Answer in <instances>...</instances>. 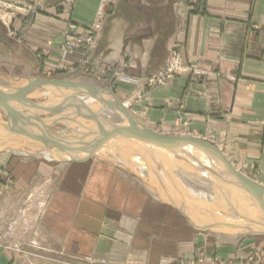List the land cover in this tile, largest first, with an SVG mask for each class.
I'll return each instance as SVG.
<instances>
[{
	"label": "crops",
	"instance_id": "0c3cea01",
	"mask_svg": "<svg viewBox=\"0 0 264 264\" xmlns=\"http://www.w3.org/2000/svg\"><path fill=\"white\" fill-rule=\"evenodd\" d=\"M25 1L43 6L22 46L43 57L46 73L117 67L123 76L114 94L141 124L210 142L264 184V0H115L93 52L68 56L61 47L69 24L82 35L101 0H77L70 9L66 0ZM12 23L22 30V20ZM175 50L186 72L147 86ZM82 159L67 164L51 193L41 189L35 202L29 183L0 186V264L264 261V234L225 242L119 166Z\"/></svg>",
	"mask_w": 264,
	"mask_h": 264
},
{
	"label": "rangeland",
	"instance_id": "374dc122",
	"mask_svg": "<svg viewBox=\"0 0 264 264\" xmlns=\"http://www.w3.org/2000/svg\"><path fill=\"white\" fill-rule=\"evenodd\" d=\"M76 1L77 0H66L65 5L68 9H70ZM114 2L115 0H101L100 6L98 8V13L95 17L94 23L88 29L84 30L82 35L77 34V28L74 24H71V23L69 24V32L66 34L64 43L61 47V51L64 55L68 56V55H72L73 53H77V52H82L85 54L93 52V50L96 48L99 34L103 30V26H104V22L106 18L112 15L115 11ZM107 7L109 9H107ZM42 9H43V6H41V4L37 2H30V1H25V0H0V89L3 90L5 88L3 91L5 90L10 91L19 86H23L27 83L34 82L37 79H42L47 82H62V83L70 82V83H77V84L85 85V86H91L95 88L97 87L101 89H108L114 93L113 89L116 85H118L117 79L123 76V73H121V70L118 69L117 67H109L103 72L100 69H90L89 67L85 65L82 75L80 76L77 74L78 71L72 67H65L61 69L60 72L46 73L43 68V57L39 54L31 55L29 52H27L24 49L22 45H23V37H24L25 29H27V27L31 24V20L34 17H36L41 12ZM16 19H20L23 21V28L21 31H18V32L14 30L13 23H12ZM181 64H182V59H181V55L179 54V51L175 50V51L170 52L168 55L166 65L162 68V70L158 72L157 74H155L154 76L146 79L147 86L152 87L155 85L156 86L166 85L169 80L173 79L179 74L185 73L186 70ZM96 76L97 78L94 79L93 77H96ZM46 89L48 90V92H46L47 91ZM53 90L54 91L51 92L49 91L48 88L39 86L33 92L26 94L25 99L30 102L37 103L44 107H52L54 106L55 102L60 99L61 96L70 97L71 95L73 96L74 94L73 90L71 91L70 88H68V90L64 89V91H61V93H59V89H53ZM44 91L46 92V94L44 93ZM74 96L76 95L74 94ZM80 96L85 97L88 95H80ZM102 97L103 96H100V98ZM82 109L95 110V113L97 116H99L100 118H102L103 120L111 124L122 125V126L127 124L128 126L126 119L121 115L119 111H117V109L114 110V108H109V107L101 108V106L99 105L97 107L96 105L95 107L94 106L90 107L89 105H86V104H83ZM126 109L129 112L131 111L127 107ZM22 111H23V115L25 114L24 116L22 115L21 120H20L21 122L24 121L23 128L27 132L32 133V134H38L39 136H42L40 135L41 133L39 131H42V132L47 131V133L49 134V137L44 135L45 137L44 139L52 140L58 144H65L67 142H71V143L75 142L74 144H75V147L77 148H81V146L82 147L85 146L84 148H86L93 143V140L97 139V136H98L97 133L99 132V127L97 129L96 124L93 123V121L90 122L91 121L90 120L89 122L91 124L90 125L88 124L90 126V128H88L89 131L87 130V128H83L82 125L80 124L85 123V121L82 120L80 117L79 118L81 120H79L78 117H75L74 112H72V115H70L71 113H69L68 107L67 108L61 107L60 109H57V111H54L50 114L39 113L38 116L43 121V123L46 125L45 127H42L35 120L34 118V116H36L35 111L29 108H25V107ZM64 112H65V115H64ZM130 113L132 114L133 117L135 116L132 112ZM55 116H58V117L56 118ZM63 117H66V119H69V121L62 122V120L60 119L61 118L63 119ZM134 118L137 121L139 120L136 116ZM10 127L13 129L9 120L7 119L6 113L0 108V141H1L0 142L1 143L0 144L1 145L0 147V186L3 184H9V183H19V182L29 183L30 190H31L30 192L31 198L33 202H35L40 199L41 189L47 187L46 188L47 192L51 193L54 185L56 184V182H58L64 167H66L67 164L72 163V162L61 161V160L59 161L55 159L54 157H51L48 160V158L44 156L34 157V156H27V155H21V154L15 153L13 151L14 149L13 147H15V149L17 150L24 151L26 153H28L29 150L31 151L34 148H37L35 150L39 149L38 152L44 151L46 153L45 151L46 149L44 148L43 143L36 141L34 139H31L28 136H25L21 133H18L14 129H13L14 133L23 135L25 139L27 140L26 142H22L21 144H18L19 147L17 144L15 146L6 145L5 144L6 140H4V138L8 136H12L9 133L12 131ZM73 127L75 130L73 129ZM36 131L39 133H37ZM62 133H63V136H62ZM159 134H162V133H159ZM13 135L15 136V134ZM91 136L94 139H92ZM169 136H172V135H169ZM17 137L18 136H16V138ZM61 137L63 139H61ZM184 137H188V136H184ZM18 138L17 139L19 141H22L23 139L20 137ZM85 139L87 141H84ZM120 139L121 138H116L114 140L120 141ZM37 144H41L42 147ZM87 144L88 146H86ZM212 145L215 146L214 144ZM139 148L140 147L137 146V149L139 151L138 150L135 151L134 149L130 150L126 148L125 153L130 154V156L131 154L132 156L137 155V157L144 159L149 167L148 170L151 171V174H152V177L150 176L151 178L149 177L145 179L141 177L138 174V172H134L132 168L125 167L110 159H103V160L111 162L119 166L124 171V173H126L127 176H129L133 181H136L137 183H141L143 186H146L154 197H157L158 199L162 201L169 202L171 204L176 205L186 215L189 216L193 224H195L197 227H199V225L200 226L208 225L209 227H206L207 233H213L215 235H222L221 233H223L225 242L228 241L226 240V238L234 234H243V236H245L244 234L246 233L264 234V222H263L264 221V210L261 208L259 203H257L256 205V203L252 201L250 197V192L245 191L243 188H240L242 186L234 185L235 187L232 188V190H228L231 187V185L230 186L225 185V187L228 188L227 190H225V193L227 192L228 193L227 195H221V193L218 191L220 187H224L222 186L221 182L223 181H225V183H231V182L225 179H221V180L215 179L212 181L209 179H206L212 184L211 185L212 187L210 188L211 191H208L205 186L196 183L193 179L191 178L188 180L186 179L185 181L187 182V184L190 185L195 191L205 192L211 195V197H214L215 199L214 198L211 199V197H209L208 199L193 198L188 194L187 191L183 190V184L180 182L182 181V177L179 176L178 171L174 169V166L172 165L173 163H171L172 161L168 160L166 162V160L161 158V156L157 155L156 153L151 152L150 149L148 148L141 147V151ZM216 148L222 152L220 148L218 147ZM179 150L183 152L184 154L186 152V156L188 157L189 161L198 168H201V166L198 163H196V159H198L199 161L203 159L206 162L213 163L215 169L217 168V170L223 167L222 170L223 172H225L223 164L218 160L204 158L192 150H184V149H179ZM172 155L174 156V157L171 156L173 160L184 161L179 156H177V154L172 153ZM96 158L100 159L96 157L95 155L86 156L83 159L93 160ZM184 162H185L186 167H188L189 170L191 169L193 173H198L203 178H206L204 175H206L207 172L199 173L188 162L186 161ZM220 165H222V167ZM245 177L256 182L254 179L248 176H245ZM215 189H217L218 192ZM26 193L27 195H30L29 192H26ZM173 196H175V199L173 198ZM229 220H232L235 222V226H234L235 229L233 228V226L231 227L225 226V225L230 226L231 222L229 223ZM257 253H255L254 255H256ZM201 261H204V260L199 258L198 260L190 264H200ZM218 262L219 261H216V263ZM221 262L225 264H237V263H233L231 261H226V260L221 261ZM238 264H264V261L261 259V257L253 256L251 259H248L244 262H240Z\"/></svg>",
	"mask_w": 264,
	"mask_h": 264
},
{
	"label": "water",
	"instance_id": "95a60500",
	"mask_svg": "<svg viewBox=\"0 0 264 264\" xmlns=\"http://www.w3.org/2000/svg\"><path fill=\"white\" fill-rule=\"evenodd\" d=\"M39 86L46 87L51 92L54 91L53 89H59V93H61L62 90L70 88L73 90L74 89L77 90L76 94L74 93L75 95H90V94L95 95L101 93L112 97L114 101V106L112 107L117 109V111H119L121 115L126 119L128 123V127L111 124L103 120L96 114H90V113L86 114L80 111L76 112V117L87 118L93 121L99 127L97 139L93 141L89 150L78 148V150L85 153L86 156L92 155L94 150H96L102 144L107 143L108 141L114 138H124V139L137 140L142 142L155 143L171 151L172 153L177 154V156H179L181 159L192 165L193 168L199 173L213 172L214 174H216L217 180L225 179L231 183H238L239 185L245 187L248 191L250 192L254 191L252 192V194L256 192L259 193L260 196H256L257 194H253V195L255 196L261 208L264 210V185H261L243 176L233 167V165L229 162V160H227L224 154L221 151H219L215 146H213L212 144L206 141L193 137L169 136L154 132L153 130L149 129L145 125L138 122L132 116V114L124 107V105L115 97L114 93L108 89L95 88L91 86H85L70 82L67 83L47 82L42 79H37L34 82H30V86L28 88L20 89L18 91V94L17 91L15 90L14 92H11L9 94L0 92V108L6 113L7 119L9 120L13 129L16 130V132H19L41 143L45 142V139L42 136H38L36 134L27 132L23 128L24 126L23 122L15 120V118L10 114L9 107L7 105V103L9 102L17 103L18 105H21L25 108H29L35 111L36 116H34V118L38 122V124H40L42 127H45V124L39 118L38 116L39 113L50 114L54 111H57V109H60L61 107H69L71 109H74V105L72 104V102L78 103V100L74 95L70 97L61 96L60 99L56 101L54 106L52 107H44L39 104L26 100L25 95L33 92ZM179 149H184V150L190 149L204 158L220 161L223 164L226 173L231 176L225 175L222 172H219L218 170H210L203 167L201 168L196 167L194 164H192L189 160L186 159V157ZM54 158L60 161V159L56 158L55 156ZM78 160L79 159H74V160L72 159L70 161L76 162ZM225 226L231 227L228 225Z\"/></svg>",
	"mask_w": 264,
	"mask_h": 264
},
{
	"label": "bare ground",
	"instance_id": "6f19581e",
	"mask_svg": "<svg viewBox=\"0 0 264 264\" xmlns=\"http://www.w3.org/2000/svg\"><path fill=\"white\" fill-rule=\"evenodd\" d=\"M2 43V42H1ZM23 85V84H22ZM30 86V83H27V84H25V85H23V86H19V87H17V88H15V89H13V90H10V91H3L2 89H0V92H2V93H11V92H14V90L15 91H17V94H18V91L20 90V89H23V88H28ZM42 87V86H41ZM97 88V87H96ZM47 90V89H46ZM68 90V89H67ZM66 90V91H67ZM73 89H71V91H72ZM62 91H64V90H62ZM46 92H48V90L46 91ZM46 92L44 91V93L46 94ZM76 92H77V90L76 89H74L73 90V93H75L76 94ZM67 93H69V92H67ZM41 95H42V93H41ZM44 95V94H43ZM74 95V94H73ZM26 96V95H25ZM72 96V95H71ZM77 97V100H78V103L76 102H72V104L74 105V109H71V108H69L68 107V111H69V113H71L70 115H72V112H74L75 113V117H76V112L77 111H80V112H84V113H86V114H88V113H90V114H96L95 113V110H93V109H89V110H85V109H82V107H83V104H86V105H89L90 107H92V106H94L95 107V105H96V107L99 105V106H101V108L102 107H109V108H114V107H112V106H114V101H113V99H112V97H110L109 95H106V94H101V93H98V94H95V95H92V94H90V95H88V96H85V97H82V96H80V95H76ZM100 96H103L102 98H100ZM42 97V96H41ZM52 98V97H51ZM37 104V103H36ZM41 104V103H40ZM80 104H81V106H80ZM7 105H8V107H9V111H10V114L15 118V120H21V117H22V115H23V109H24V107H22L21 105H18L17 103H13V102H9V103H7ZM124 107L126 108V106L124 105ZM65 108H67V107H65ZM114 110H115V108H114ZM31 111V110H30ZM27 112V111H26ZM131 112V111H130ZM58 114V113H57ZM120 114V113H119ZM25 115V114H24ZM23 115V116H24ZM32 115V114H31ZM60 115H61V113H60ZM64 115H65V112H64ZM68 115V114H67ZM74 115V114H73ZM48 116V115H47ZM46 117V116H45ZM56 118L58 117V116H55ZM54 117V118H55ZM62 117V116H61ZM66 117H68V116H66ZM66 117H63V119L61 118H59L60 120H62V122L63 121H69V119H66ZM71 117V116H70ZM135 117V116H134ZM28 118V117H27ZM32 118V117H31ZM79 118V117H78ZM59 119H57V120H59ZM82 120H84L85 121V123H82V124H80V125H82V127L83 128H87V130H88V128H90V122H92V121H90L89 119H87V118H81ZM80 118H79V120H81ZM29 120V119H28ZM26 121H27V119H26ZM78 121V120H77ZM90 121V122H89ZM139 121V120H138ZM24 122V121H23ZM6 123V122H5ZM69 123H71V122H69ZM75 123V122H74ZM94 123V122H93ZM35 124V123H34ZM54 124V123H53ZM73 124V123H72ZM89 124V125H88ZM7 125V124H6ZM57 125V124H56ZM79 125V124H78ZM79 125V126H80ZM46 126V125H45ZM97 126V125H96ZM63 127V126H62ZM81 127V128H82ZM95 127V126H94ZM123 127H128L127 126V124L126 125H124ZM65 128H67V127H65ZM96 128V127H95ZM10 129L12 130L11 132H9L10 133V135H12V134H15V136H13V138H11L10 136H8V137H6V138H4V140H6L5 141V144L6 145H9V146H15L16 144L18 145V144H21L22 142H26V140L27 139H25V137L23 136V135H19V134H17V133H14L13 132V129L10 127ZM33 129V128H32ZM48 129V128H47ZM72 129V128H71ZM73 129H74V127H73ZM97 129H98V126H97ZM38 130V129H37ZM44 130V129H43ZM75 130V129H74ZM62 131V130H61ZM89 131V130H88ZM93 131V130H92ZM95 131V130H94ZM33 132V131H32ZM37 132V131H36ZM41 134L40 135H42L43 136V138H45L44 137V135L45 136H48L49 137V134L47 133V131H39ZM39 132H37V133H39ZM67 132V131H66ZM74 132V131H73ZM77 132V131H76ZM97 132V131H96ZM95 132V133H96ZM19 133V132H18ZM65 133V132H64ZM78 133V132H77ZM59 134V133H58ZM68 134V133H67ZM79 134V133H78ZM98 134V133H97ZM36 135H38V134H36ZM65 135V134H64ZM16 136H18V137H20V138H23L22 139V141H19L17 138H16ZM39 136V135H38ZM51 136V135H50ZM60 136V135H59ZM62 136H63V133H62ZM69 136V135H68ZM67 136V137H68ZM72 136V135H71ZM82 136V135H81ZM80 136V137H81ZM52 137V136H51ZM54 137H56V136H54ZM94 137V136H93ZM58 138V137H57ZM70 138V137H69ZM86 138V137H85ZM91 138H92V136H91ZM55 139V138H54ZM60 139V138H59ZM61 139H63L62 137H61ZM66 139V138H65ZM82 139H83V137H82ZM92 139H94V138H92ZM114 139H116V138H114ZM114 139H112V140H110L108 143H104V144H102L100 147H98L96 150H94L93 151V154L92 155H95L96 157H98V158H100V159H110V160H112V161H115L116 163H118V164H121V165H123V166H125V167H130V168H132V170L134 171V172H138V174L141 176V177H143V178H149L150 176L152 177V174H151V171H149L148 169H149V167H148V165H147V163H146V161L144 160V159H142V158H140V157H137V155L136 156H132V154H131V156H130V154H127V153H125V150H126V148H128V149H134L135 151H137L138 149H137V146L138 147H140L139 149H140V151H141V147H145V148H148V149H150V151L151 152H153V153H156L157 155H159V156H161V158H163L164 160H166V162L168 161V160H170V161H172L171 163H173L172 165L174 166V169L176 170V171H178V174H179V176H181L182 177V181H180L182 184H183V190H185V191H187L188 192V194L191 196V197H193V198H205V199H208L209 197H211V195H209V194H207V193H205V192H201V191H195L190 185H188L187 184V182L185 181L186 179L188 180V179H193L196 183H198V184H200V185H203V186H205L206 187V189L208 190V191H211L210 190V188L212 187L211 185V183L208 181V180H206V179H209V180H215L216 178H217V176H216V174H214L213 172H207L206 173V175H204L206 178H203L201 175H199L198 173H193L192 172V170L190 169L189 170V168L188 167H186V165H185V162L184 161H180V160H173L172 158H171V156H173L172 155V153H171V151H169V150H167V149H165V148H163V147H161V146H159V145H157V144H155V143H151V142H142V141H137V140H130V139H124V138H121L120 139V141H115ZM3 140V139H2ZM21 140V139H20ZM67 140V139H66ZM65 140V141H66ZM118 140V139H117ZM57 141V140H56ZM64 141V140H63ZM68 141V140H67ZM76 141V140H75ZM84 141H87L86 139L84 140ZM84 141H83V143H84ZM91 141V140H90ZM94 141V140H93ZM1 142V141H0ZM59 142V141H58ZM32 143V142H31ZM60 143H61V141H60ZM65 143V142H64ZM75 143V142H74ZM74 143H71V142H67V143H65V144H58V143H55L54 141H52V140H47V139H45V142L43 143L44 145V148L46 149L45 151H46V153L44 152V151H41V152H38V150H35V149H37V148H34V149H32L30 152L28 151V153H26V152H24V151H20V150H17V149H15V147H13L14 149H13V151L15 152V153H17V154H21V155H27V156H34V157H41V156H44V157H46V158H48V160L51 158V157H56V158H58V159H60L61 161H68V162H71L70 160H74V159H82V158H84V157H86V155H85V153H83V152H81L80 150H78V148L77 147H75V144ZM78 143V142H77ZM88 143V142H87ZM90 143V142H89ZM1 144V143H0ZM4 144V145H5ZM37 145H39V146H41V144H37ZM77 145V144H76ZM84 145V144H83ZM140 145V146H139ZM26 146V145H25ZM81 146V145H80ZM86 146H88V144L86 145ZM91 146V145H90ZM90 146H88V148H84V147H82L81 146V148L82 149H84V150H89V148H90ZM0 147H1V145H0ZM2 147H4V146H2ZM6 147V146H5ZM18 147H19V145H18ZM17 147V148H18ZM42 147V146H41ZM39 148V147H38ZM11 149H12V147H11ZM43 149V148H42ZM41 149V150H42ZM44 150V149H43ZM188 150V149H187ZM190 150V149H189ZM139 151V150H138ZM144 151V150H143ZM131 152V151H130ZM40 153V154H39ZM42 153V154H41ZM183 153V152H182ZM205 153V152H204ZM183 155L186 157V159H188V157L186 156V152H185V154L183 153ZM199 155V154H198ZM156 157V156H155ZM174 157V156H173ZM189 160V159H188ZM196 163H198L201 167H203V168H206V169H210V170H217V168L215 169V167H214V165H213V163H210V162H206L205 160H203V159H201V161H199L198 159H196ZM216 166V165H215ZM219 166V165H218ZM221 167H222V165H220ZM223 168V167H222ZM222 168L221 169H218V171L219 172H221L222 171V173L223 174H225V175H228L227 173H226V171L225 172H223V170H222ZM238 171V170H237ZM167 173V172H166ZM150 177V178H151ZM173 182V181H172ZM222 183V186H224V187H218L219 188V192L221 193V195H227V193H225V190H227L228 188L227 187H225V185H228V186H230L231 185V189L229 188L228 190H232V188H234L235 186L234 185H239L238 183H225V181H223V182H221ZM220 183V184H221ZM214 185V184H213ZM263 185V184H262ZM241 186V185H240ZM214 187V186H213ZM240 188H243L245 191H248L245 187H240ZM213 189V188H212ZM214 190V189H213ZM216 191H217V189H215ZM217 191V192H218ZM248 192H250V191H248ZM252 192H254V191H252ZM252 192H250V197H251V199H252V201L254 202V203H256V205H257V200H256V198H255V196L253 195V194H257L256 196H260V194L259 193H253L252 194ZM173 198L175 199V196H173ZM212 198H214V197H211V199ZM215 199V198H214ZM227 199V198H226ZM168 201V200H167ZM249 201V200H248ZM252 202V203H253ZM227 204V203H226ZM255 205V206H256ZM175 206V205H174ZM231 206H233V205H231ZM257 207V206H256ZM39 209V208H38ZM42 209V208H41ZM232 209V208H231ZM37 213V212H36ZM34 215H35V213H34ZM229 219V218H228ZM191 220V219H190ZM260 221V220H259ZM231 222V223H230ZM264 222V221H263ZM229 223H230V226H233V228H234V226H235V222L234 221H232V220H229ZM200 226V225H199ZM236 226H238V225H236ZM201 227H209L208 225H201ZM246 228V227H245ZM235 229V228H234ZM241 231V230H240ZM230 232H232V231H230ZM246 232V231H245ZM233 233H235V232H233ZM254 263V262H253Z\"/></svg>",
	"mask_w": 264,
	"mask_h": 264
},
{
	"label": "built area",
	"instance_id": "2783aa9c",
	"mask_svg": "<svg viewBox=\"0 0 264 264\" xmlns=\"http://www.w3.org/2000/svg\"><path fill=\"white\" fill-rule=\"evenodd\" d=\"M200 264H206V262H204V261H201V263H200ZM211 264H225V263H223V262L219 261L218 263L214 262V263H211Z\"/></svg>",
	"mask_w": 264,
	"mask_h": 264
}]
</instances>
